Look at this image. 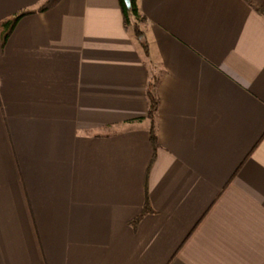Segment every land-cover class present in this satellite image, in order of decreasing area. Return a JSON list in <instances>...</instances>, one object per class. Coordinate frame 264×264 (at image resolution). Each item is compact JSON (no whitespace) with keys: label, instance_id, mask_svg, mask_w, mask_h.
Wrapping results in <instances>:
<instances>
[{"label":"crops","instance_id":"obj_1","mask_svg":"<svg viewBox=\"0 0 264 264\" xmlns=\"http://www.w3.org/2000/svg\"><path fill=\"white\" fill-rule=\"evenodd\" d=\"M136 3L0 30V264H264V0Z\"/></svg>","mask_w":264,"mask_h":264},{"label":"trees","instance_id":"obj_2","mask_svg":"<svg viewBox=\"0 0 264 264\" xmlns=\"http://www.w3.org/2000/svg\"><path fill=\"white\" fill-rule=\"evenodd\" d=\"M58 1L59 0H44L40 4V6L37 7L36 9L23 10V11L18 12L17 14L12 16L11 18L0 21L2 44H4L6 42L9 35L13 31V29L15 28L17 21L21 17H23L27 14H31V13L36 12V11H45V10L53 7ZM118 2H119V6H120V9L122 12L124 25L125 26H131L133 28L135 35L138 37L141 36L142 32H141V29L139 27V23L144 20V16L139 12L136 0H129V4H126L124 0H118ZM144 48H145V45H144ZM147 97L149 99V110L147 112V117H149V119H150V127H149L150 141H151V144L153 146V150L155 151L156 150V135H155V127H154V114L156 111L157 100L152 95L151 85H149V88L147 90ZM153 157H154V154H153ZM152 162H153V158L149 162L147 169H146V173H145V183H144L145 191H146L145 202H144V205H143L142 210L139 213V215L136 216L132 220L133 224H137L139 222V220L141 219V217H143V215L151 209L149 201H148V195H147V179H148V174H149Z\"/></svg>","mask_w":264,"mask_h":264},{"label":"water","instance_id":"obj_3","mask_svg":"<svg viewBox=\"0 0 264 264\" xmlns=\"http://www.w3.org/2000/svg\"><path fill=\"white\" fill-rule=\"evenodd\" d=\"M126 4H129V0H124Z\"/></svg>","mask_w":264,"mask_h":264},{"label":"rangeland","instance_id":"obj_4","mask_svg":"<svg viewBox=\"0 0 264 264\" xmlns=\"http://www.w3.org/2000/svg\"><path fill=\"white\" fill-rule=\"evenodd\" d=\"M141 23V22H140Z\"/></svg>","mask_w":264,"mask_h":264}]
</instances>
